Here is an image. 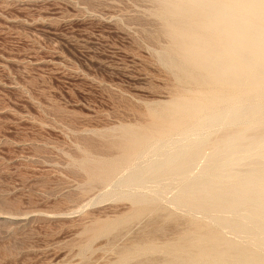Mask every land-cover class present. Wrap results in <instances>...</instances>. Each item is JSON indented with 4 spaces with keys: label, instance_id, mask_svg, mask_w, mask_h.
Segmentation results:
<instances>
[{
    "label": "rangeland",
    "instance_id": "1",
    "mask_svg": "<svg viewBox=\"0 0 264 264\" xmlns=\"http://www.w3.org/2000/svg\"><path fill=\"white\" fill-rule=\"evenodd\" d=\"M152 11V0H0V264H113L150 219L90 238L131 206L101 199L115 181L90 182L81 165L85 147L114 154L100 132L141 125L171 95Z\"/></svg>",
    "mask_w": 264,
    "mask_h": 264
},
{
    "label": "bare ground",
    "instance_id": "2",
    "mask_svg": "<svg viewBox=\"0 0 264 264\" xmlns=\"http://www.w3.org/2000/svg\"><path fill=\"white\" fill-rule=\"evenodd\" d=\"M152 2L175 83L141 125L99 133L113 155L84 148L87 179L115 181L101 199L131 204L86 234L152 214L113 264H264V0Z\"/></svg>",
    "mask_w": 264,
    "mask_h": 264
}]
</instances>
